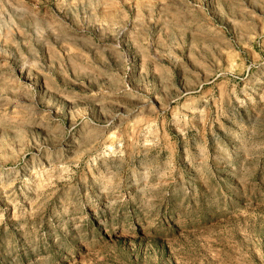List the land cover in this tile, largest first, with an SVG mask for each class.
Masks as SVG:
<instances>
[{"label": "clouds", "instance_id": "1", "mask_svg": "<svg viewBox=\"0 0 264 264\" xmlns=\"http://www.w3.org/2000/svg\"><path fill=\"white\" fill-rule=\"evenodd\" d=\"M82 2L85 7L70 14L64 0H0V149L12 153L4 159L23 161L31 149L34 164L55 161L56 168L70 157L67 163L76 169L49 214L46 233L33 227L23 205L8 219L0 217V264H264V228L252 227L247 217L241 222L238 210L243 186L257 201L254 208L250 196L247 207L264 212V87L246 119L236 111L230 116L233 127L224 141L231 150L218 141L216 167L235 181L230 191L237 200L214 187L197 197L203 172L211 175L203 148L177 159L165 136L162 149L170 150L161 156L143 146L142 132H130L129 116H143L148 108L160 118L153 100L167 107L136 66L132 19L112 4L105 7L115 11L97 17L99 4ZM233 8L253 31L264 28V0ZM73 45L91 58L72 55ZM44 66L65 84L73 82L71 70L73 83L87 79L89 85L80 92L49 88L34 75ZM113 130L125 141L115 152L108 151ZM14 172L15 166L5 167L0 178L7 181ZM27 188L22 181L21 193Z\"/></svg>", "mask_w": 264, "mask_h": 264}, {"label": "rangeland", "instance_id": "2", "mask_svg": "<svg viewBox=\"0 0 264 264\" xmlns=\"http://www.w3.org/2000/svg\"><path fill=\"white\" fill-rule=\"evenodd\" d=\"M93 2L99 4L95 11L97 17L102 18L116 10L106 8V4L123 8L124 12L128 13L133 23L129 38L136 66L138 70H143L147 80L155 85V95L166 97V108H162L153 100L157 111L162 113L160 118L152 115L148 108H145L143 116H129L130 132H142L143 146L151 148L153 152L160 150L161 156H165L170 150L162 149L165 136L171 142V151L177 159L181 153L185 156H196L203 148L207 153V167L211 169V175L203 172L195 195L199 197L208 192L210 187H214L217 193L223 192L224 196L237 200V196L230 191L236 187L235 181L218 171L214 158L219 146L218 141H223L229 150L232 148L231 144L224 141V133L233 127L230 121L233 111L239 112L246 119L251 102L258 100V94L264 87V35H261L264 28L257 26L253 31L239 11L233 8L237 3L247 6V0ZM187 5L191 6V12L185 11ZM83 7L85 4L82 0H64V8L70 14L79 12ZM174 22L180 27H174ZM55 47L58 49L59 45ZM77 48L78 46L73 45L72 55L83 52L91 58V53L86 49ZM61 55L68 62L67 54L61 51ZM104 55L108 56V53ZM48 61L51 63V53ZM39 63L44 64V59ZM226 69L228 71H225ZM34 75L37 81L52 89L58 86L61 89L67 87L80 92L84 86L89 85L87 79L83 80V84L73 83L76 78L71 70L68 75L72 77L73 82L67 84L60 75L50 72L47 66L40 68L39 72L34 70ZM165 88L167 92H164ZM248 97H251V100ZM141 106L143 105H132ZM124 143L122 133L113 130L108 151L115 152L122 148ZM16 150L19 151L18 148ZM31 153L32 150L29 149V154L23 161H5L4 156L11 157L12 153L10 150L3 152L0 149V171L5 167L16 168V172L10 173L13 178L7 181L0 178V217L8 219L10 215L19 213L20 205H23L30 210L32 219L36 221L33 227L38 232L46 233L49 214L60 193L73 182L71 177L76 169L67 163L70 157H66L56 168L55 161L51 165L46 160H41L39 165L34 164ZM80 164H83V159ZM261 164H264V159ZM180 168L187 181V170L183 165H180ZM259 175L261 169L257 167L256 176ZM251 179L254 181L256 177ZM25 180L28 181V188L21 193V183ZM165 187L171 190V185ZM124 194L127 196L128 193ZM241 194L242 199L239 200L238 206L241 222L247 217L252 227L258 230L264 228V212H261L260 208L252 212L247 207L250 196L254 208L257 204L251 189L241 186ZM25 196L28 197L27 201Z\"/></svg>", "mask_w": 264, "mask_h": 264}]
</instances>
